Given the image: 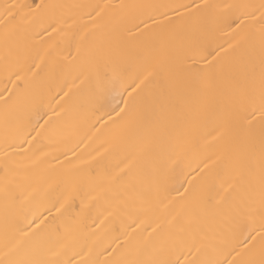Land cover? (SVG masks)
I'll return each instance as SVG.
<instances>
[{
  "label": "bare ground",
  "instance_id": "1",
  "mask_svg": "<svg viewBox=\"0 0 264 264\" xmlns=\"http://www.w3.org/2000/svg\"><path fill=\"white\" fill-rule=\"evenodd\" d=\"M260 4L0 0V261H259Z\"/></svg>",
  "mask_w": 264,
  "mask_h": 264
},
{
  "label": "snow or ice",
  "instance_id": "2",
  "mask_svg": "<svg viewBox=\"0 0 264 264\" xmlns=\"http://www.w3.org/2000/svg\"><path fill=\"white\" fill-rule=\"evenodd\" d=\"M23 7L22 5H11V6H5V11L9 13V16L6 18H14V14L9 11L10 8H19ZM39 7V5H37ZM245 7H251L253 11L259 9L260 11V17L261 20L264 21V0H261V4L259 6H245ZM198 47L196 45H190L186 49V54L184 56L185 65L183 70L185 73L193 78L201 77L202 75H205L201 72V70L196 69L195 63H187V61H194L195 57L197 55ZM211 53H208L210 55ZM220 55L219 53L217 54ZM260 56H261V73H260V97H259V108L261 111L262 117H264V29H261V37H260ZM215 59V58H214ZM159 71H172L171 67L167 66L166 61H161L158 65ZM151 75V73L149 74ZM149 77H145L144 80L141 81V84H144ZM141 85H137V88H140ZM135 91V90H134ZM10 99V97H9ZM5 104L8 103V99H5ZM127 104V100L125 101ZM119 107V105H117ZM115 111V109H112ZM121 111H125V109H121ZM133 119H136V114H133ZM240 119H247L246 116L240 117ZM256 151H257V145L254 139H251L244 148V157L246 160V164L241 168V170L237 173L238 178L243 181L245 179V176L248 178V187L249 191L252 190L253 179H256L258 181L259 185V193H260V207L259 211L261 213V218L264 220V127L261 128L260 132V138H259V163L258 168L253 167V162L256 157ZM231 187V186H230ZM227 191V190H226ZM251 204V199L249 198V205ZM241 209H237V211H240ZM255 209L249 208V211H254ZM254 230V229H253ZM251 231H249L248 235H251ZM259 240H260V260L257 261L255 259H248L245 261H242L241 264H264V223L261 224V231L258 234ZM257 240L256 236L252 237V241L249 243L252 244ZM247 250V246L246 249ZM195 255V253H194ZM0 264H5L4 261H0ZM8 264H44V262L39 260H28V261H8ZM137 264H170V262L166 261H149V262H137ZM183 264V262H182ZM232 264V262H230Z\"/></svg>",
  "mask_w": 264,
  "mask_h": 264
}]
</instances>
